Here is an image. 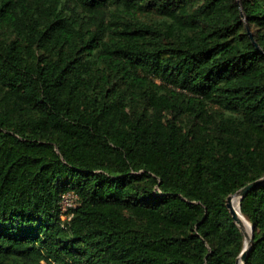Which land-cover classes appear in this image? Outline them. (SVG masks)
<instances>
[{"label":"trees","instance_id":"trees-1","mask_svg":"<svg viewBox=\"0 0 264 264\" xmlns=\"http://www.w3.org/2000/svg\"><path fill=\"white\" fill-rule=\"evenodd\" d=\"M260 178L264 0H0V264H237Z\"/></svg>","mask_w":264,"mask_h":264},{"label":"water","instance_id":"water-1","mask_svg":"<svg viewBox=\"0 0 264 264\" xmlns=\"http://www.w3.org/2000/svg\"><path fill=\"white\" fill-rule=\"evenodd\" d=\"M252 40L254 41V43L259 47V45L257 44V41L254 39L253 35L251 34ZM264 178H260L258 180H254L248 184H246L245 186H243L242 188L238 189L235 193L230 194L227 197V206L229 207L230 212L232 213V216L234 218V220L237 222V224L240 226V228L243 230V233L245 235V246L242 250V252L240 253L239 257L237 258V264H244L245 260L247 258V254H248V250L251 246V243L253 241V230H254V225L250 222L251 225V229H252V233L251 235H249V233L243 228V226L241 225L237 212L235 211V209L232 207L231 205V198L233 195H237L239 196V199L241 201V199L243 198V196L245 194H247L251 189H253V187H255L259 182L263 181Z\"/></svg>","mask_w":264,"mask_h":264},{"label":"built area","instance_id":"built-area-1","mask_svg":"<svg viewBox=\"0 0 264 264\" xmlns=\"http://www.w3.org/2000/svg\"><path fill=\"white\" fill-rule=\"evenodd\" d=\"M77 198L78 196L72 192H66L62 195L60 206L62 210V217L65 218H71L72 214L70 211V208L77 205Z\"/></svg>","mask_w":264,"mask_h":264},{"label":"bare ground","instance_id":"bare-ground-1","mask_svg":"<svg viewBox=\"0 0 264 264\" xmlns=\"http://www.w3.org/2000/svg\"><path fill=\"white\" fill-rule=\"evenodd\" d=\"M231 205L235 209V211L237 212V215H238V218H239L241 225L249 233L250 229H251V225H250L249 220L244 216V214L241 211L240 199L237 195L232 196Z\"/></svg>","mask_w":264,"mask_h":264},{"label":"rangeland","instance_id":"rangeland-1","mask_svg":"<svg viewBox=\"0 0 264 264\" xmlns=\"http://www.w3.org/2000/svg\"><path fill=\"white\" fill-rule=\"evenodd\" d=\"M238 197H239V196H238ZM251 233H252V229H250L249 235H251ZM240 264H242V263H240Z\"/></svg>","mask_w":264,"mask_h":264}]
</instances>
